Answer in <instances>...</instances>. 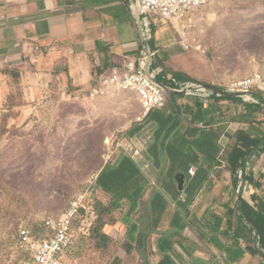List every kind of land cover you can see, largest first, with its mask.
<instances>
[{
    "label": "crops",
    "instance_id": "1",
    "mask_svg": "<svg viewBox=\"0 0 264 264\" xmlns=\"http://www.w3.org/2000/svg\"><path fill=\"white\" fill-rule=\"evenodd\" d=\"M131 4L0 0V113L12 92L11 71L18 88L41 101L53 89L85 93L103 73L137 59L140 24ZM153 34L152 68L172 92H166L164 109L152 110L122 136L138 140L150 169L119 149L98 172L97 225L109 239L99 246L112 254L107 264H161L168 258L175 264H264L263 246L240 217V172L237 177L230 165L238 133L251 130L253 115L241 97L182 93L173 80L208 85L198 81L202 60L166 19H153ZM248 178L254 186H246L241 204L264 213V149L251 160Z\"/></svg>",
    "mask_w": 264,
    "mask_h": 264
},
{
    "label": "rangeland",
    "instance_id": "2",
    "mask_svg": "<svg viewBox=\"0 0 264 264\" xmlns=\"http://www.w3.org/2000/svg\"><path fill=\"white\" fill-rule=\"evenodd\" d=\"M183 38L202 60L199 83L220 87L264 75V0H217L197 13L192 35ZM10 86L0 113V264H28L20 230L30 227L37 237L47 236L46 218L60 215L101 170L111 140L138 120L141 104L133 92L83 99L55 89L40 101L18 88L14 71ZM96 226L63 264L111 263L110 251L99 246Z\"/></svg>",
    "mask_w": 264,
    "mask_h": 264
},
{
    "label": "built area",
    "instance_id": "3",
    "mask_svg": "<svg viewBox=\"0 0 264 264\" xmlns=\"http://www.w3.org/2000/svg\"><path fill=\"white\" fill-rule=\"evenodd\" d=\"M132 8L138 5L141 14L140 35L142 50L137 59H130L121 66H116L103 73L95 81L94 86L78 97L99 98L110 97L124 92H133L141 104L139 121L144 120L152 110L166 107V91L158 83V71L153 69L156 51L149 45L153 39V19L155 16L169 21L180 34L182 42L184 36H189L196 27L197 13L217 0H131ZM153 16V18H152ZM174 83L186 94H195L203 99L222 98L221 92L205 88L203 84ZM224 92H237L243 95L246 103L259 104L254 98L247 96L258 90L264 93V75L256 73L250 77L235 80L219 87ZM249 97V98H248ZM150 137L143 140L147 144ZM111 154L123 150L144 171L150 169L143 150L138 146L137 139L120 137L111 140ZM109 155V157H110ZM195 169L191 174H195ZM242 170L239 178L242 180ZM98 173L92 174L82 190L71 199L68 207L56 217H48L44 221L47 236L39 238L30 227H23L19 233L21 249L29 255L28 264H63L66 255L71 252L81 238L90 237L99 219L96 204L101 201L102 193L98 189Z\"/></svg>",
    "mask_w": 264,
    "mask_h": 264
},
{
    "label": "trees",
    "instance_id": "4",
    "mask_svg": "<svg viewBox=\"0 0 264 264\" xmlns=\"http://www.w3.org/2000/svg\"><path fill=\"white\" fill-rule=\"evenodd\" d=\"M254 92L264 97V93L258 90ZM246 105L248 111L251 112V114L253 115L250 121L251 130L248 132L240 131L238 133L236 144L230 157V165L233 168L234 173L237 174V177H238V173L243 169L246 159L251 155V153L256 148H258L264 142V105L261 104L253 105L249 103H246ZM257 114H262L263 118L257 119L255 117V115ZM247 179L248 181H252L251 178H247ZM98 203L96 204V209ZM240 208L244 216L259 231L261 236V245L264 248V213H262L261 211H256L255 209L251 208L248 204H246V202L244 203V201L242 202ZM93 230H95V228ZM95 235L98 236L99 233L96 232ZM100 239L103 244L102 246L106 247L109 243V239L107 238V236L101 235ZM161 264H175V263L170 258H168Z\"/></svg>",
    "mask_w": 264,
    "mask_h": 264
},
{
    "label": "water",
    "instance_id": "5",
    "mask_svg": "<svg viewBox=\"0 0 264 264\" xmlns=\"http://www.w3.org/2000/svg\"><path fill=\"white\" fill-rule=\"evenodd\" d=\"M135 12H136V17H137V20H138V23L140 24L141 23V14H140V8L138 5H135L134 9H133ZM159 83V81H158ZM164 89L166 92H172V90L169 89V87H167L166 85L162 84V83H159ZM205 88H208V89H212L216 92H221L225 95H231V96H237V97H241L243 98L244 96L246 95H243L241 93H237V92H224L222 89H220L219 87H215V86H207V85H204ZM182 93H185V91H181ZM247 96L249 97H252L254 98L259 104L261 105H264V97L255 93V92H252L251 94H248ZM264 149V142L258 147L256 148L252 153L251 155L246 159V163H245V166L243 167L242 169V174H243V177H242V183H241V188H240V197H239V200H238V205H239V212H240V217L247 223L249 224L253 229H254V233H255V239L257 241V244L258 246L261 248V236H260V233L259 231L249 222V220L244 216L242 210H241V201H242V198H243V195L245 194V189H246V184L248 182V176H249V170H250V162L251 160L254 158V156L260 152V150ZM177 181L179 183V186L180 188H182L183 186V183H184V176L183 175H179L177 176ZM264 251V249H263Z\"/></svg>",
    "mask_w": 264,
    "mask_h": 264
},
{
    "label": "bare ground",
    "instance_id": "6",
    "mask_svg": "<svg viewBox=\"0 0 264 264\" xmlns=\"http://www.w3.org/2000/svg\"><path fill=\"white\" fill-rule=\"evenodd\" d=\"M249 98V97H248Z\"/></svg>",
    "mask_w": 264,
    "mask_h": 264
}]
</instances>
